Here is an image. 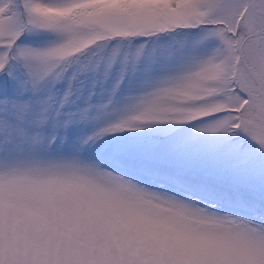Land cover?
<instances>
[{"label":"snow or ice","instance_id":"obj_1","mask_svg":"<svg viewBox=\"0 0 264 264\" xmlns=\"http://www.w3.org/2000/svg\"><path fill=\"white\" fill-rule=\"evenodd\" d=\"M0 264H264V0H0Z\"/></svg>","mask_w":264,"mask_h":264}]
</instances>
